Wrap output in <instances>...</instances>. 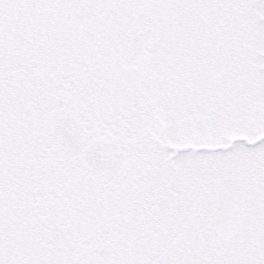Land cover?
Here are the masks:
<instances>
[{
  "label": "snow or ice",
  "instance_id": "snow-or-ice-1",
  "mask_svg": "<svg viewBox=\"0 0 264 264\" xmlns=\"http://www.w3.org/2000/svg\"><path fill=\"white\" fill-rule=\"evenodd\" d=\"M0 264H264V0H0Z\"/></svg>",
  "mask_w": 264,
  "mask_h": 264
}]
</instances>
